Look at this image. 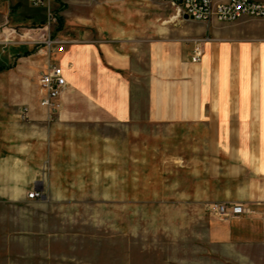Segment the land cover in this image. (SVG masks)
<instances>
[{"label": "rangeland", "instance_id": "1", "mask_svg": "<svg viewBox=\"0 0 264 264\" xmlns=\"http://www.w3.org/2000/svg\"><path fill=\"white\" fill-rule=\"evenodd\" d=\"M0 4V34L15 31L9 45L0 44V133L18 138L20 181L28 106L12 102L19 94L10 85L17 76L7 68L21 54L34 51L47 65L61 66L68 46L97 48L131 37L190 46L204 33L203 23L158 0H56L58 19L50 25L29 0ZM49 41L63 46L49 47ZM39 88L33 89L38 97ZM57 105L42 121L43 141L52 140V150L46 144L41 197L30 199L32 190L25 199H0V264H264V245L212 244V207L178 198L173 188L186 168L177 136L145 121L134 128L70 121L61 98ZM41 207L55 211L39 214ZM35 223L44 225L42 246Z\"/></svg>", "mask_w": 264, "mask_h": 264}, {"label": "crops", "instance_id": "2", "mask_svg": "<svg viewBox=\"0 0 264 264\" xmlns=\"http://www.w3.org/2000/svg\"><path fill=\"white\" fill-rule=\"evenodd\" d=\"M221 1L227 0L214 2ZM200 29L201 38L209 41L197 63L192 62L193 44L149 38L107 41L97 48L68 46L59 57L68 85L61 97L64 116L78 123L132 128L145 121L148 127H163L165 135L177 136L184 154L181 166L186 168L173 188L178 198L209 209L229 202L246 210L231 218L211 212V243L264 245V20L245 17L233 24L214 20ZM7 69L17 76L10 84L19 90L12 102L29 108L24 124L28 131L21 136L26 155L21 181L18 138L0 133V199L15 201L45 189L43 152L46 144L52 150V140L43 141L47 111L33 89L48 65L32 51L21 54L17 65ZM10 118L7 115L6 122ZM43 226L35 223V239L42 241L41 246ZM50 247L52 256L55 245Z\"/></svg>", "mask_w": 264, "mask_h": 264}, {"label": "built area", "instance_id": "3", "mask_svg": "<svg viewBox=\"0 0 264 264\" xmlns=\"http://www.w3.org/2000/svg\"><path fill=\"white\" fill-rule=\"evenodd\" d=\"M56 0H29V4L38 10H44L48 24L57 22V14L54 10ZM59 1V0H58ZM62 1V0H60ZM176 6L178 11L184 16H188L194 21L201 23H211L217 21L222 24H230L239 21L242 18H252L264 20V0H227L214 2L213 0H158ZM15 34L14 30L4 29L1 36V45H9L10 37ZM209 41L208 38H199L194 41L192 62H199L204 56V45ZM52 44L61 45L60 41H49V47ZM63 46V45H61ZM63 49L61 47L62 52ZM40 86V104L48 111L57 109V102L62 97L66 87L67 80L64 74V68L55 64L48 65V69L39 79ZM41 193L37 190L29 194L30 199H39ZM213 212L220 218L240 217L246 213L244 207L240 204L229 202L218 203L212 206Z\"/></svg>", "mask_w": 264, "mask_h": 264}, {"label": "water", "instance_id": "4", "mask_svg": "<svg viewBox=\"0 0 264 264\" xmlns=\"http://www.w3.org/2000/svg\"><path fill=\"white\" fill-rule=\"evenodd\" d=\"M184 18H185V19H191V18H189L188 16H184Z\"/></svg>", "mask_w": 264, "mask_h": 264}]
</instances>
